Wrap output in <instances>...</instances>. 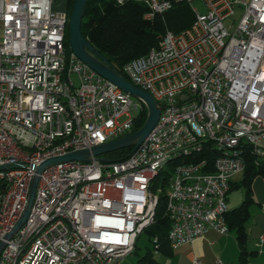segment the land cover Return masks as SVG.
Here are the masks:
<instances>
[{"label": "built area", "instance_id": "obj_1", "mask_svg": "<svg viewBox=\"0 0 264 264\" xmlns=\"http://www.w3.org/2000/svg\"><path fill=\"white\" fill-rule=\"evenodd\" d=\"M113 1L144 3L147 20L180 3L195 15L185 31L167 29L157 48L123 68L158 102L159 122L124 159L104 155L109 162L93 157L44 170L28 218L10 239L36 171L0 170V264H122L155 223L161 171L173 250L209 231L228 235L231 179L245 171L247 148L264 162V0H200L205 13L195 0ZM67 2L2 4L0 166L40 165L133 133L141 105L68 50ZM151 243L158 254L159 238Z\"/></svg>", "mask_w": 264, "mask_h": 264}, {"label": "trees", "instance_id": "obj_2", "mask_svg": "<svg viewBox=\"0 0 264 264\" xmlns=\"http://www.w3.org/2000/svg\"><path fill=\"white\" fill-rule=\"evenodd\" d=\"M75 0H71L67 10L68 23L66 28V46L71 51L69 30L70 18ZM148 7L137 1H129L123 6L117 5L113 0H88L85 15L82 22L84 37L99 51L111 66L120 74L125 75L124 66L133 59L148 54L157 48L163 39L166 30L179 34L191 26L195 15L187 3L175 5L164 16L157 15L153 20H147L145 15ZM136 100V99H134ZM141 111L135 120L133 133L139 130L146 122L148 111L140 101ZM206 154L217 153L210 143L206 144ZM133 148L118 150L105 155L111 159H124ZM201 158V156H200ZM246 169L244 172L243 186L246 195L242 204L227 214V222L230 231H236V238L240 248L239 264H250V258L254 252L247 249L249 234L246 223L250 217V206L253 203L251 183L255 176L264 175V162H258L247 148L245 153ZM175 163L170 164V167ZM161 171L155 180L154 190L158 194L155 223L146 230L149 241L153 237L160 240L161 251L169 245L168 234L172 227V221L167 214L168 177ZM154 251H149L138 260V264H161L154 260Z\"/></svg>", "mask_w": 264, "mask_h": 264}, {"label": "water", "instance_id": "obj_3", "mask_svg": "<svg viewBox=\"0 0 264 264\" xmlns=\"http://www.w3.org/2000/svg\"><path fill=\"white\" fill-rule=\"evenodd\" d=\"M88 0H75L72 14L70 18V30H69V40L72 52L81 61L87 64L91 69L97 72L100 76L113 83L123 92L129 94L134 99L143 103L148 111V116L145 124L136 132L117 139L115 141L96 146L91 150H79L71 152L67 155L61 157H55L48 159L41 163L40 165H28L27 163H14L6 166H0V170L5 169H20V168H33L36 171V175L31 184L28 204L24 214L22 215L20 221L15 227L14 231L8 236V239L22 227L28 218L31 207L33 205L39 175L46 170L48 167L65 162L80 161L89 162L93 157L98 158L102 161L109 162L102 156L109 153L123 150L127 148L137 149L151 134L154 128L157 126L160 116L161 107L158 102L152 97L147 91L132 84L128 78L116 71L107 60L95 47L84 37L82 33V22L85 15L86 5ZM6 243H0V254L3 251Z\"/></svg>", "mask_w": 264, "mask_h": 264}, {"label": "crops", "instance_id": "obj_4", "mask_svg": "<svg viewBox=\"0 0 264 264\" xmlns=\"http://www.w3.org/2000/svg\"><path fill=\"white\" fill-rule=\"evenodd\" d=\"M5 1L0 0V10ZM63 7L64 4L56 5V9ZM244 172L231 179V190L227 195L229 211L238 208L245 198L246 188L242 184ZM250 187L253 203L246 223L249 234L247 249L254 252L250 258V264H264V245L262 246L260 242L261 237L264 236V175L255 176ZM234 191L237 192L233 193ZM137 247L138 242L134 254L137 253ZM158 254L168 256L172 261L171 264H193L195 259H199L201 264H216L218 259L222 264H239L240 248L236 231L232 230L228 235L209 231L203 239H198L191 245L182 246L177 250L167 245ZM122 264H125V261Z\"/></svg>", "mask_w": 264, "mask_h": 264}, {"label": "rangeland", "instance_id": "obj_5", "mask_svg": "<svg viewBox=\"0 0 264 264\" xmlns=\"http://www.w3.org/2000/svg\"><path fill=\"white\" fill-rule=\"evenodd\" d=\"M71 0H68V2L66 3V7L70 8V3ZM65 2L60 1L57 3V5H63ZM193 5L201 12V13H205L206 12V7L204 5V3L200 0H195L193 2ZM241 17V12L239 10L236 11V19L239 20ZM135 102H137L136 100H134ZM139 103V102H138ZM140 104V103H139ZM141 105V104H140ZM126 118L123 117L121 119V122H125ZM110 154V153H109ZM108 155V154H107ZM237 191H234L233 193H235ZM149 251H153V245L152 243L149 241V237L148 234L146 232H144L141 237L138 240V247H137V253L136 254H132L130 256H128L127 258L124 259L125 264H138V260L140 258H142L143 256H145ZM154 260L157 262H160L161 264H171V259L168 256H165L163 254H155L153 256ZM123 261V262H124Z\"/></svg>", "mask_w": 264, "mask_h": 264}]
</instances>
